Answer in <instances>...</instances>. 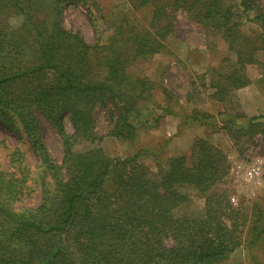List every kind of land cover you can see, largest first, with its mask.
I'll use <instances>...</instances> for the list:
<instances>
[{"label": "trees", "instance_id": "1", "mask_svg": "<svg viewBox=\"0 0 264 264\" xmlns=\"http://www.w3.org/2000/svg\"><path fill=\"white\" fill-rule=\"evenodd\" d=\"M67 1L78 0H0V122L29 141L39 158L34 181L42 187L39 204L17 206L29 188L30 167L13 151L12 170L0 168V264H207L244 242L264 247V206L255 204L248 217L226 189H216L231 169L222 148L196 138L189 151L153 169L137 155L109 156L95 117L101 106L109 134L136 136L135 108L154 85L128 67L165 48L171 14L183 10L208 37L227 40L233 54L210 82L211 97L225 106L220 128L239 149L264 137V112L247 114L233 97L251 83L245 69L264 50V0H128L150 11L148 28L126 27L130 22L122 17L97 30L92 44L63 27ZM7 10L22 17L11 32L5 30ZM246 22L258 31L246 32ZM38 112L60 136L61 161L50 155ZM193 117L204 124L216 119ZM191 189L204 197L203 209L188 207Z\"/></svg>", "mask_w": 264, "mask_h": 264}, {"label": "rangeland", "instance_id": "2", "mask_svg": "<svg viewBox=\"0 0 264 264\" xmlns=\"http://www.w3.org/2000/svg\"><path fill=\"white\" fill-rule=\"evenodd\" d=\"M63 7V27L78 33L89 44L95 41L97 30L109 29L111 23L122 20V17H127L130 22L126 27L138 25V30L147 29L150 23V11L133 8L128 0L67 1ZM3 12L7 22L5 30L11 32L17 29L22 17L11 10ZM171 17H174V25L164 40L165 48L128 67L133 77H147L154 85L150 98L140 101L135 108L136 123H140L136 136L124 140L109 134L112 127L107 109L98 106L95 117L97 131L103 136L102 146L109 156L137 155L139 163L155 169L159 160L189 151L196 138H208L227 153L231 163L226 182L217 185L216 189H226L231 204L244 207L249 217L255 204L264 206V137L257 135L254 143L239 149L231 136L220 128L218 112L225 106L211 97L214 89L210 87V82L214 69L222 60L233 57L228 41L219 35L208 37L204 29L183 10L171 14ZM243 28L251 34L258 31L254 22H246ZM256 59L245 69L251 83L233 93L234 99L250 115L264 112V50L256 53ZM196 113L214 115L216 119L212 123L215 129L210 122L204 124L194 119ZM37 116L50 155L57 162L61 161L63 146L58 132L42 113L38 112ZM65 123L67 130L71 131L73 127L68 116ZM16 150L23 153V161L30 167L29 188L17 206L37 205L42 199V187L34 181L40 172L37 167L39 158L25 137L11 132L0 122V168L12 170L10 161L12 152ZM257 158L263 160L262 177L247 180L244 171H236L238 163L248 165ZM232 196L236 197V202H232ZM189 197L188 207L191 210L203 209L205 199L202 195L191 189ZM247 228L243 233L244 239L248 237ZM207 264H264V247L261 244L251 248L244 242L233 252Z\"/></svg>", "mask_w": 264, "mask_h": 264}, {"label": "built area", "instance_id": "3", "mask_svg": "<svg viewBox=\"0 0 264 264\" xmlns=\"http://www.w3.org/2000/svg\"><path fill=\"white\" fill-rule=\"evenodd\" d=\"M236 171L240 173L244 171V178L247 180H257L262 177L263 174V160L257 158L251 164L246 165L245 163H238L236 166ZM232 202H236V197H231Z\"/></svg>", "mask_w": 264, "mask_h": 264}]
</instances>
